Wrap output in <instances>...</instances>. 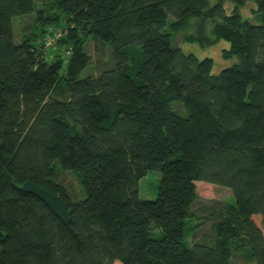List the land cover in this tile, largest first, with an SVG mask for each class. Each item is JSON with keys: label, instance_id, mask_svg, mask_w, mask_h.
Here are the masks:
<instances>
[{"label": "trees", "instance_id": "obj_1", "mask_svg": "<svg viewBox=\"0 0 264 264\" xmlns=\"http://www.w3.org/2000/svg\"><path fill=\"white\" fill-rule=\"evenodd\" d=\"M224 2L54 0L57 13L35 10L38 31L16 44L11 19L34 0H0V264H228L235 242L264 264V0H253L256 23ZM191 18L185 40L227 42L229 65L214 71L211 57L172 45ZM88 36L109 65L80 77ZM56 170L79 174L82 198H68ZM149 172L155 195L140 198ZM24 180L60 196L69 222L19 191ZM195 182L233 198L202 241Z\"/></svg>", "mask_w": 264, "mask_h": 264}, {"label": "rangeland", "instance_id": "obj_2", "mask_svg": "<svg viewBox=\"0 0 264 264\" xmlns=\"http://www.w3.org/2000/svg\"><path fill=\"white\" fill-rule=\"evenodd\" d=\"M212 0H210L211 2ZM243 4L237 3L235 0H225L223 7L225 12L232 8V6H238V12L242 19H247L250 23H256L258 16L253 10L256 9L253 0H243ZM54 0H34V9L32 12L24 15L12 17L13 28V42L19 43L22 37L30 34H35L37 30L36 12L35 10H42V15H54L57 13V9L53 4ZM171 18H169L170 20ZM198 20L191 18L188 26L173 33L172 45L177 46L183 53H192L197 58L204 56L211 57L214 64V71L219 70L222 67L229 65L232 59H225L221 56V50L228 46V43L223 40L213 41V35L210 32L212 23L204 21V34L212 40L213 43L200 45L197 40L187 42L185 37L194 35L196 33V26ZM40 27V26H39ZM60 34L58 30L53 35H45L44 45L52 43L53 37H58ZM48 42V43H47ZM84 50L89 56V62L87 66L80 73L81 76L90 75L96 76L103 68L109 65L108 48L106 44L98 39L88 36L83 43ZM49 47V46H47ZM58 89L52 91L50 96L52 98H60L58 95ZM176 110H179L178 105H174ZM79 174L70 170H56L54 181L62 185L66 191L69 199L75 200L83 197V192L80 188L78 181ZM158 175L154 172L147 173L144 177L140 178L137 182L138 196L144 199H152L155 195V185ZM195 198L190 206V212L195 217L194 239L202 241L204 237L211 238V227L213 222L223 213L224 206L232 203L233 198L230 190L221 185L207 183V182H195ZM187 221V220H186ZM188 226V222L185 224ZM185 240L190 244V236L187 234ZM238 242L234 245L239 249L233 250V253L229 259L228 264H252L250 261L242 257L245 252L244 245L237 246ZM241 247V248H240Z\"/></svg>", "mask_w": 264, "mask_h": 264}, {"label": "water", "instance_id": "obj_3", "mask_svg": "<svg viewBox=\"0 0 264 264\" xmlns=\"http://www.w3.org/2000/svg\"><path fill=\"white\" fill-rule=\"evenodd\" d=\"M15 186L19 191L29 193L40 200L61 222H69L70 218L67 214V205L60 196L49 192L30 180H24L20 184H15Z\"/></svg>", "mask_w": 264, "mask_h": 264}, {"label": "built area", "instance_id": "obj_4", "mask_svg": "<svg viewBox=\"0 0 264 264\" xmlns=\"http://www.w3.org/2000/svg\"><path fill=\"white\" fill-rule=\"evenodd\" d=\"M48 43V42H47ZM49 44V43H48Z\"/></svg>", "mask_w": 264, "mask_h": 264}]
</instances>
